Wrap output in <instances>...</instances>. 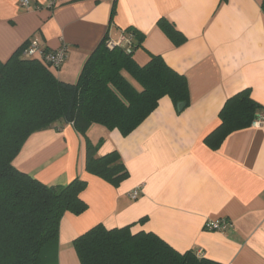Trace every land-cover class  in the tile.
Instances as JSON below:
<instances>
[{
	"label": "crops",
	"instance_id": "1",
	"mask_svg": "<svg viewBox=\"0 0 264 264\" xmlns=\"http://www.w3.org/2000/svg\"><path fill=\"white\" fill-rule=\"evenodd\" d=\"M20 1L0 0V60L31 39L49 49L65 46L64 64L50 71L76 82L105 36L115 42L135 27L145 34L136 61L144 65L160 54L190 87L183 110L164 96L128 135L99 124L88 130L94 144L103 139L99 156L120 153L129 175L117 185L86 170V138L73 124L26 140L13 161L19 170L48 185L87 181L80 195L86 210L61 219L58 264H81L74 240L97 224L132 225L133 233L153 232L180 252L222 264H264V124L233 131L217 149L205 142L229 97L249 89L264 105V0H58L51 7L47 0H30V7ZM163 17L183 43L161 28ZM223 217L232 223L226 233L204 228L207 219Z\"/></svg>",
	"mask_w": 264,
	"mask_h": 264
},
{
	"label": "trees",
	"instance_id": "2",
	"mask_svg": "<svg viewBox=\"0 0 264 264\" xmlns=\"http://www.w3.org/2000/svg\"><path fill=\"white\" fill-rule=\"evenodd\" d=\"M115 13L114 1L112 18ZM158 23L176 44L185 41L168 19L160 18ZM125 31L134 36L131 45L109 46L105 36L76 82L60 80L39 59L24 57L29 42L8 60H0V264H58L63 215L87 208L80 196L87 181L76 177L64 186L48 185L14 165L33 133L59 123L73 124L86 138V170L117 185L129 175L120 153L99 156L103 139L94 144L88 130L99 124L128 135L162 97L169 96L177 109L182 102L189 104L188 78L160 54H152L144 65L138 63L134 51L145 34L135 27ZM219 117V126L205 138L213 149L233 131L261 118L264 122V105L245 89L226 100ZM131 228L97 224L76 237L81 264H222L193 250L180 252L153 232L133 233Z\"/></svg>",
	"mask_w": 264,
	"mask_h": 264
},
{
	"label": "built area",
	"instance_id": "3",
	"mask_svg": "<svg viewBox=\"0 0 264 264\" xmlns=\"http://www.w3.org/2000/svg\"><path fill=\"white\" fill-rule=\"evenodd\" d=\"M48 5L54 6L56 5L58 0H47ZM22 6L30 7V0H21ZM134 36L132 33L128 31H123L118 41H109L108 45L113 46L117 45H125L130 46ZM25 54L29 58H36L42 61L50 70H58L64 64L67 58V48L65 46L59 47L57 49H49L47 47H43L40 45L37 39H31L29 41L28 47L25 49ZM264 124L263 119H259L254 122L256 124ZM140 189H135L131 194V198H137L139 196ZM232 226L231 221L228 218H218V219H207L205 222L204 228L206 230L211 231H219L226 233Z\"/></svg>",
	"mask_w": 264,
	"mask_h": 264
},
{
	"label": "water",
	"instance_id": "4",
	"mask_svg": "<svg viewBox=\"0 0 264 264\" xmlns=\"http://www.w3.org/2000/svg\"><path fill=\"white\" fill-rule=\"evenodd\" d=\"M187 103L186 102H182L178 105V109L179 110H183L186 107Z\"/></svg>",
	"mask_w": 264,
	"mask_h": 264
},
{
	"label": "rangeland",
	"instance_id": "5",
	"mask_svg": "<svg viewBox=\"0 0 264 264\" xmlns=\"http://www.w3.org/2000/svg\"><path fill=\"white\" fill-rule=\"evenodd\" d=\"M128 76L129 79H132L131 76H129L128 74H126ZM77 79V77L75 79H72L73 81H75Z\"/></svg>",
	"mask_w": 264,
	"mask_h": 264
}]
</instances>
